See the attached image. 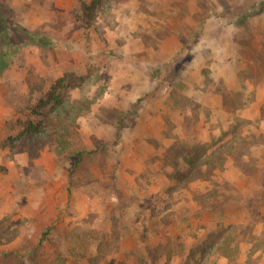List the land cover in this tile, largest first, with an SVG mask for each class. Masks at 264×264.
Returning <instances> with one entry per match:
<instances>
[{
    "label": "rangeland",
    "instance_id": "obj_1",
    "mask_svg": "<svg viewBox=\"0 0 264 264\" xmlns=\"http://www.w3.org/2000/svg\"><path fill=\"white\" fill-rule=\"evenodd\" d=\"M123 2L0 0V264H264V0H189L190 41L219 22L241 48L230 85L189 67L183 86L189 47L188 62H146L159 107L151 93L108 109L115 83L136 82L126 45L161 32L111 45ZM54 93L76 104L67 140L13 153ZM178 104L189 122L174 125Z\"/></svg>",
    "mask_w": 264,
    "mask_h": 264
},
{
    "label": "crops",
    "instance_id": "obj_2",
    "mask_svg": "<svg viewBox=\"0 0 264 264\" xmlns=\"http://www.w3.org/2000/svg\"><path fill=\"white\" fill-rule=\"evenodd\" d=\"M115 13L117 14V26L113 30L114 32H108L106 35L108 40H112L110 43L113 46H117L116 38L125 37L127 30L144 32V30L159 29L161 32L156 35L154 40H146L139 36L130 40L131 47L126 45L127 54L123 56L127 61L130 59L131 63L128 65L130 70L137 71L134 76L136 82L131 83L128 78L125 82H129L130 86H124V81L121 84L115 83L98 106L108 109H113L117 105L128 108L143 95L155 93L157 96L153 99V103L159 107L157 99L161 94V89L151 88L150 80L145 76V71L147 72L148 69L146 62L150 64L157 61V65L165 62H188L190 49L191 65L188 64L184 67L180 74V83L183 86L184 84L189 85V67L194 70L193 74L197 77H201L202 72L206 68H210L216 78H225L229 85L232 83L230 80L236 78L238 70L235 61L241 48L235 40L233 42L230 35L227 34L226 39L219 35L221 23L204 22L199 28L200 33L197 39L189 40V0H124L117 7ZM180 29H186V31L181 32ZM165 30L168 32L162 33ZM229 57L232 59L231 63ZM124 68L121 66L119 69V73H123L122 78L125 77ZM142 75L144 81L140 82ZM186 91L189 95V88ZM216 97L214 95L210 99L203 100L200 98L199 102L209 108L215 106L213 100ZM184 109L186 113H184L182 105L178 104L177 107H174L175 113L170 117L174 125L184 124L185 120L189 122V108L185 107ZM202 115L204 114L200 113L198 117L200 122L205 120V116Z\"/></svg>",
    "mask_w": 264,
    "mask_h": 264
},
{
    "label": "trees",
    "instance_id": "obj_3",
    "mask_svg": "<svg viewBox=\"0 0 264 264\" xmlns=\"http://www.w3.org/2000/svg\"><path fill=\"white\" fill-rule=\"evenodd\" d=\"M25 35V40H30L35 44V40L40 36L37 32H30L27 29L17 28ZM42 45H49L50 41L44 40ZM38 105V114L42 117L38 124L31 123L17 138L11 140L10 148L13 153L29 151L31 157H36L42 147L50 141L55 140L60 146L67 140L65 124L77 114L76 104L69 95H60L58 93L50 94L48 99L41 98ZM52 118L54 122L49 125H43L44 118ZM13 238V237H12Z\"/></svg>",
    "mask_w": 264,
    "mask_h": 264
}]
</instances>
